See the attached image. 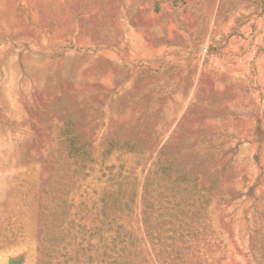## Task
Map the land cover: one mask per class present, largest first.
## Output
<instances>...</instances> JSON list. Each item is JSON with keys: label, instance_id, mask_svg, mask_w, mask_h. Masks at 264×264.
<instances>
[{"label": "rangeland", "instance_id": "obj_1", "mask_svg": "<svg viewBox=\"0 0 264 264\" xmlns=\"http://www.w3.org/2000/svg\"><path fill=\"white\" fill-rule=\"evenodd\" d=\"M264 264V0H0V264Z\"/></svg>", "mask_w": 264, "mask_h": 264}, {"label": "water", "instance_id": "obj_2", "mask_svg": "<svg viewBox=\"0 0 264 264\" xmlns=\"http://www.w3.org/2000/svg\"><path fill=\"white\" fill-rule=\"evenodd\" d=\"M8 264H16L14 261H9Z\"/></svg>", "mask_w": 264, "mask_h": 264}]
</instances>
